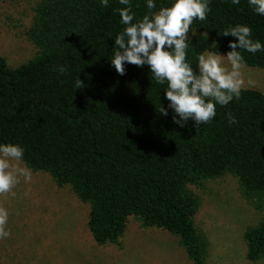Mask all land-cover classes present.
Wrapping results in <instances>:
<instances>
[{"label":"trees","instance_id":"1","mask_svg":"<svg viewBox=\"0 0 264 264\" xmlns=\"http://www.w3.org/2000/svg\"><path fill=\"white\" fill-rule=\"evenodd\" d=\"M130 0L135 20L172 0ZM205 21L192 27L187 61L195 70L205 51L227 54L228 26L252 29L264 44V16L248 0H209ZM119 0H40L29 37L39 48L29 62L11 67L0 56V144H18L23 161L48 172L58 186L70 185L90 203L89 228L100 243H120L128 219L180 237L193 264L208 261L209 243L198 231V199L189 189L205 179L234 174L247 199L264 202V94L247 88L228 105H217L210 123L184 127L173 122L165 99L167 83L157 84L147 64L111 66L115 36L123 31ZM214 42L216 48L214 47ZM246 66L264 67V51H242ZM67 67L60 74L59 67ZM85 87L75 88L77 79ZM161 106L168 108L162 115ZM237 122L228 123V113ZM177 119L179 117L177 116ZM247 258L264 259V219L245 233Z\"/></svg>","mask_w":264,"mask_h":264},{"label":"rangeland","instance_id":"2","mask_svg":"<svg viewBox=\"0 0 264 264\" xmlns=\"http://www.w3.org/2000/svg\"><path fill=\"white\" fill-rule=\"evenodd\" d=\"M39 1L0 0V56L11 67L38 54L29 33ZM192 29L196 34L190 31L189 37L203 34ZM243 72L253 82L248 88L264 94V67L246 66ZM31 171V182L21 178L15 196H0L11 233L0 240V264H193L178 235L145 226L135 216L128 219L120 243H98L89 228L90 203L70 185L58 186L48 172ZM189 189L198 199L193 218L209 243L208 261L264 264V259L247 258L245 240L246 231L264 219V202L259 207L247 199L239 178L231 173L190 184Z\"/></svg>","mask_w":264,"mask_h":264},{"label":"clouds","instance_id":"3","mask_svg":"<svg viewBox=\"0 0 264 264\" xmlns=\"http://www.w3.org/2000/svg\"><path fill=\"white\" fill-rule=\"evenodd\" d=\"M239 4L240 0H231ZM102 7H107L109 0H100ZM126 6L118 8L124 29L114 39V54L111 61L116 72L125 74V64L143 67L147 64L152 78L157 84L167 83L165 99L168 108L173 109V122L184 127L191 119L196 126L210 123L216 116L217 105L226 106L234 98L239 99L242 91L252 85L251 79H245L246 68L242 51L255 54L264 51V44L259 39L253 40L250 26L236 24L224 29L223 36L237 38L229 41L230 51L226 55L217 51H205L198 56L194 70L187 61L189 32L194 20L205 21L211 10L209 0H172L168 6L149 12L142 19L135 20L131 12L130 0H119ZM253 12L264 16V0H248ZM156 7L154 0H147V8ZM214 47L216 44L214 42ZM67 67L60 66V74ZM75 88L85 87L80 78L75 81ZM168 108L161 106L159 112L167 116ZM177 116L179 119H177ZM228 123L237 122L229 112ZM24 149L13 143L0 144V196L11 194L21 182L30 183L32 171L22 165ZM8 210L0 206V240L9 238Z\"/></svg>","mask_w":264,"mask_h":264}]
</instances>
